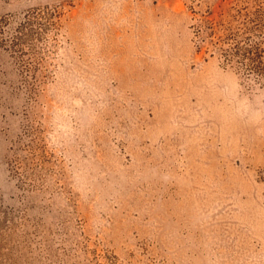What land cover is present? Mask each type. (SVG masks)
Returning a JSON list of instances; mask_svg holds the SVG:
<instances>
[{
    "label": "rangeland",
    "instance_id": "374dc122",
    "mask_svg": "<svg viewBox=\"0 0 264 264\" xmlns=\"http://www.w3.org/2000/svg\"><path fill=\"white\" fill-rule=\"evenodd\" d=\"M246 14L0 0V264H264V78L225 56Z\"/></svg>",
    "mask_w": 264,
    "mask_h": 264
},
{
    "label": "trees",
    "instance_id": "16d2710c",
    "mask_svg": "<svg viewBox=\"0 0 264 264\" xmlns=\"http://www.w3.org/2000/svg\"><path fill=\"white\" fill-rule=\"evenodd\" d=\"M49 15V12L48 14ZM46 16L41 11H36L35 15H28L25 18L22 29H27L35 19H43ZM258 17L246 14L243 22V32H230L224 41L230 42V47L226 50L225 56L229 62L236 63L245 69L248 74H256L264 78V28L258 29ZM38 24H44L42 21ZM257 32H260L257 36Z\"/></svg>",
    "mask_w": 264,
    "mask_h": 264
}]
</instances>
